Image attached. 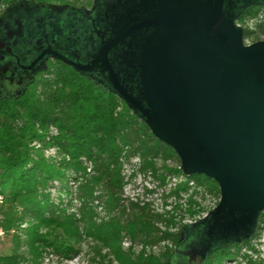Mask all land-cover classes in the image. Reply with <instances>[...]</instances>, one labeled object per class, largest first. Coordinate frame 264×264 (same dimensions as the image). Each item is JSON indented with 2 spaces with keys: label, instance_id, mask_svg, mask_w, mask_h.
Masks as SVG:
<instances>
[{
  "label": "trees",
  "instance_id": "16d2710c",
  "mask_svg": "<svg viewBox=\"0 0 264 264\" xmlns=\"http://www.w3.org/2000/svg\"><path fill=\"white\" fill-rule=\"evenodd\" d=\"M67 1L70 0H0L4 7L0 12V34L7 38V47H0V83L19 85L14 91L0 88V204L5 209L1 226L14 234L13 247L9 254L0 255V264H40L44 254L70 260L80 254L84 242L90 254L88 264H172L173 252L187 239V227L211 218L220 200L204 217L188 224L176 223L174 215L181 208L178 194L189 190V180L174 185L171 194L176 195V201L161 213H150L138 202L124 203L122 159L136 156L140 168L153 174L157 172L156 159L165 162L175 158L180 167H161L177 177L184 172L174 151L154 136L142 115L107 80L94 79L51 56L29 69H21L16 63L20 55L10 50L12 43L21 46L23 54L43 48L50 37L38 25L40 19L35 12L45 5L54 4L56 8ZM245 2L246 8L236 14V20L264 10L263 0L257 6ZM28 16L34 19L31 27L24 19ZM247 34L241 31L242 38ZM1 43L4 45L0 40ZM128 81L135 82L131 71ZM51 148L55 156H45ZM70 178L76 184V212L69 211V204L54 203L48 192V186L57 182L68 193ZM187 178L196 187L205 184L209 191L219 194L211 178L197 173ZM96 187L101 188V195L94 194ZM196 194L193 190L185 201V212L190 217L203 212ZM97 199H101L106 213L98 221L92 207ZM247 221V217L242 219L244 224ZM230 222L236 223L233 219ZM158 223H163V229ZM258 223L256 217L249 237ZM177 224L176 231L171 232ZM125 237L131 245L123 249ZM249 239L242 237L236 242L234 237L210 247L204 239L198 245L195 264L235 260L237 247ZM166 240L173 243L174 250L165 248L158 256L146 253L147 246ZM135 242L141 245L137 253L133 252ZM231 248H235L233 252ZM240 258L245 264H264L246 254ZM184 261L189 264L187 259Z\"/></svg>",
  "mask_w": 264,
  "mask_h": 264
},
{
  "label": "water",
  "instance_id": "95a60500",
  "mask_svg": "<svg viewBox=\"0 0 264 264\" xmlns=\"http://www.w3.org/2000/svg\"><path fill=\"white\" fill-rule=\"evenodd\" d=\"M242 5L227 10L237 8L238 13ZM222 9L223 0H212L209 7L200 1L188 5L183 0H160L154 16L138 28L101 41L99 52L86 65H78L46 42L23 68L46 56L84 72L101 68L114 91L174 151L183 172L211 178L220 204L247 214L240 222L248 226L251 216L264 211V41L244 45L242 29L234 25L237 13L221 18ZM48 28L50 37L54 30ZM143 28L152 30L140 48L134 83L128 81L134 55L125 53L126 80L132 89L139 86L145 105L122 86L107 59L116 44ZM248 231L235 241L247 239Z\"/></svg>",
  "mask_w": 264,
  "mask_h": 264
},
{
  "label": "rangeland",
  "instance_id": "374dc122",
  "mask_svg": "<svg viewBox=\"0 0 264 264\" xmlns=\"http://www.w3.org/2000/svg\"><path fill=\"white\" fill-rule=\"evenodd\" d=\"M83 1V0H82ZM241 2L245 0H240ZM262 0H248L250 4H254L257 6L261 3ZM54 4H52L53 6ZM57 5V4H55ZM245 5H242V7ZM249 6V5H248ZM3 6L0 4V12L3 10ZM246 8V7H245ZM243 10V9H242ZM241 10V11H242ZM240 11V12H241ZM264 11V10H263ZM45 10L39 9L36 11V15L44 14ZM231 16L237 13V8H232L229 11ZM264 13V12H263ZM261 18L264 20V14H262ZM51 21H58L60 18L59 13H54L50 16ZM27 22V21H26ZM27 24H30L27 22ZM46 32H49V28H45ZM114 37V35H110L107 39ZM1 42L6 43L7 38L5 34H0ZM131 39L126 41L128 44ZM125 43L116 44L109 52L107 56L108 62L111 68L117 73L119 80L121 81L122 86L129 90L134 95V97L141 104L145 105L144 96L142 94L141 89L138 87L132 89L131 84L126 80L127 76V53H125ZM10 50L23 57L21 59L24 63H29L32 61L37 53L42 50L41 46L37 50H29L25 54H23L24 49L21 46L16 44H11ZM76 47L78 48L77 54L78 57H73V60L78 65H86L91 57L96 55L100 49V41L93 38H86L77 40ZM58 50V47H54ZM4 55L5 54H2ZM24 55V56H23ZM90 77L97 79L99 81L106 82L107 77L101 68H92L86 72ZM46 75H44L45 77ZM138 73H136V83L138 82ZM0 88L14 91L19 89V85H11L7 83H0ZM132 89V90H131ZM55 130L51 128V134H54ZM45 156H55V149L51 148L45 151ZM122 171L121 175L123 177V189L121 193V197L124 200V203L128 201L138 202L139 205H144L145 210L154 213H161L164 210H169L171 206L174 205L176 201V195L171 194V191L174 189V185L177 183H183L184 181L189 180V190L187 192H179L178 196L180 197L179 203L181 208L179 211L175 213V222L181 224L193 223L195 220L202 218L205 216V212L208 209H213L217 205L220 200V194L216 191H209L207 189V185L203 184L197 186L192 183L191 179H188L185 173L179 176H172L169 173H166L162 170V164H165L169 168H178L179 163L175 158L168 159L163 162L161 159L155 160V166L157 168L156 173H151L147 169H141L139 160L136 156H132L130 158L122 159ZM68 174L71 176L72 171L69 170ZM161 177H164V180H161ZM75 183L72 179H68L67 183V191L66 193L62 190L61 185L57 182H52L48 186L49 197L54 203H58L61 201L62 205L69 204V211H77L79 206V201L76 197V188ZM196 190L197 194L195 199L197 203H199L200 207L203 209V212H200L198 215L190 217L188 213L185 212L186 198L193 191ZM95 195H101V188L96 187ZM1 198V197H0ZM92 207L96 213L97 221L103 217H105L106 213L101 204V199L94 200L92 203ZM4 214L5 209L0 204V255H7L10 253L13 247V231L5 232L4 228L1 226L4 222ZM258 212L257 215L251 216L250 224L248 226L242 225L240 220L245 213H239L230 211L227 207L220 204L216 213L209 218L207 221L199 222L196 225L187 227V239L184 243H182L179 247L176 248L175 252H173L172 264H185L183 262L184 259L189 261V264H195V254L198 250V245L202 240L205 239L208 247L216 246L217 244L227 243L232 238L237 236H242L246 229H252L254 224V219L257 217L258 220V228L254 231V235L248 240L247 244H240L237 248L238 256L235 260H224L222 264H245V260L241 259L240 256L246 254L253 261L262 260L264 261V211L260 214ZM230 219L235 220L236 223L234 225H230L233 222H230ZM157 226L160 229H163V223H158ZM179 225L177 224L174 228H171V232L176 231V228ZM253 230V229H252ZM246 234H253V231L245 232ZM130 241L127 237L123 238L122 247L126 249L129 247ZM165 248H170L174 250L175 246L170 240H166L163 242H159L153 244L151 246H147L145 251L146 253H152L155 256H158L161 252L165 250ZM141 249V245L139 242H135L133 244V252L137 253ZM235 248H231L233 252ZM90 259V254L88 251V247L86 242H84L81 246V251L78 256L72 258L70 260H63L58 258L53 254H44L41 259L40 264H88ZM191 262V263H190Z\"/></svg>",
  "mask_w": 264,
  "mask_h": 264
},
{
  "label": "flooded vegetation",
  "instance_id": "af4514ba",
  "mask_svg": "<svg viewBox=\"0 0 264 264\" xmlns=\"http://www.w3.org/2000/svg\"><path fill=\"white\" fill-rule=\"evenodd\" d=\"M159 1L160 0H77L73 3L72 0H70L59 4V7L56 8L52 5H45V7H43L45 10L44 14H39L40 21L38 25H42L43 31L48 26L54 30L46 46L49 48L54 46L58 47L64 56L74 61L73 57H78L79 55L77 54L79 50L76 47L77 40L95 38L101 43V41L107 40L110 35L116 36L134 27V29H136L148 17L154 16ZM183 1L188 5L200 1L205 7H209L212 0ZM242 4L243 2L240 0H223L221 18H232L233 15L231 16L227 8L229 6L233 7ZM54 13H59L60 18L58 21H51L50 16ZM26 18L27 22L30 23L27 25L31 27L32 22H34L33 17H24L25 22ZM151 30V28L135 30L133 34L122 42L126 44V41L131 39L124 48V50L134 55V60L131 63V72L138 71L137 57L145 37ZM41 39H45L43 32L41 33ZM0 45L2 48L7 47L5 43L4 45H2V43ZM22 58L23 57L19 56V61H16V63L18 67L24 69L23 67L26 66L27 63L22 62Z\"/></svg>",
  "mask_w": 264,
  "mask_h": 264
},
{
  "label": "built area",
  "instance_id": "2783aa9c",
  "mask_svg": "<svg viewBox=\"0 0 264 264\" xmlns=\"http://www.w3.org/2000/svg\"><path fill=\"white\" fill-rule=\"evenodd\" d=\"M264 11L260 10L253 16L245 17L243 20H235L234 25L248 32L242 38L244 45H250L256 41H264V20L261 18Z\"/></svg>",
  "mask_w": 264,
  "mask_h": 264
}]
</instances>
